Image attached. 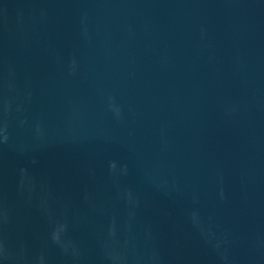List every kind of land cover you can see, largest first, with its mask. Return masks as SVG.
Returning <instances> with one entry per match:
<instances>
[{
	"label": "water",
	"instance_id": "water-1",
	"mask_svg": "<svg viewBox=\"0 0 264 264\" xmlns=\"http://www.w3.org/2000/svg\"><path fill=\"white\" fill-rule=\"evenodd\" d=\"M0 264H264V0H0Z\"/></svg>",
	"mask_w": 264,
	"mask_h": 264
}]
</instances>
